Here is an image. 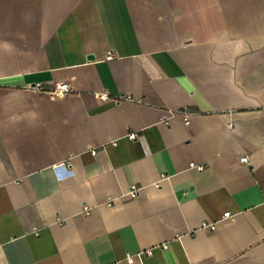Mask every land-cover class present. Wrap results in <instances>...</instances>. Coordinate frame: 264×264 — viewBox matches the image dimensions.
Instances as JSON below:
<instances>
[{
	"label": "crops",
	"instance_id": "0c3cea01",
	"mask_svg": "<svg viewBox=\"0 0 264 264\" xmlns=\"http://www.w3.org/2000/svg\"><path fill=\"white\" fill-rule=\"evenodd\" d=\"M0 264H264V0H0Z\"/></svg>",
	"mask_w": 264,
	"mask_h": 264
},
{
	"label": "built area",
	"instance_id": "2783aa9c",
	"mask_svg": "<svg viewBox=\"0 0 264 264\" xmlns=\"http://www.w3.org/2000/svg\"><path fill=\"white\" fill-rule=\"evenodd\" d=\"M114 57V54L112 51H109L107 53V58L108 59H112ZM72 90V87L71 85L68 83V82H59L55 85L54 88L52 89H49L48 91L51 92V93H55V94H59V95H64V94H67L69 93L70 91ZM103 96H106V95H103ZM129 137L133 140H136L139 138V133L137 132H132L129 134ZM96 150L93 151V153L96 154ZM243 161H248V158L247 157H243L242 158ZM195 166H198V165H195ZM198 167L202 168L203 166L202 165H199ZM140 190H141V187L139 186H133L129 191H128V195L131 196V197H137L140 193ZM234 214L231 212V211H228L224 214V217H231L233 216ZM209 227L211 228H215V223H209L208 225Z\"/></svg>",
	"mask_w": 264,
	"mask_h": 264
}]
</instances>
